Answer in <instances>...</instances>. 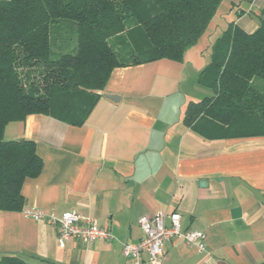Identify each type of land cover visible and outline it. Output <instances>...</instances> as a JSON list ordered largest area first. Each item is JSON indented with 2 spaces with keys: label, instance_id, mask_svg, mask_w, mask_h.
I'll return each mask as SVG.
<instances>
[{
  "label": "crops",
  "instance_id": "1",
  "mask_svg": "<svg viewBox=\"0 0 264 264\" xmlns=\"http://www.w3.org/2000/svg\"><path fill=\"white\" fill-rule=\"evenodd\" d=\"M226 10L228 24L254 32L264 0H229ZM218 25L213 22L183 62L116 68L81 126L44 114L6 126V140H35L44 161L40 175L24 182L23 208L59 216L76 211L113 238L71 239L62 247L57 226L0 209V258L130 264L123 245L143 237L140 218L179 212L184 229L206 233L208 252L172 238L164 243L161 264H264V136L210 139L184 120L191 102L214 94L200 79L223 34ZM142 261L152 264L147 253Z\"/></svg>",
  "mask_w": 264,
  "mask_h": 264
},
{
  "label": "trees",
  "instance_id": "2",
  "mask_svg": "<svg viewBox=\"0 0 264 264\" xmlns=\"http://www.w3.org/2000/svg\"><path fill=\"white\" fill-rule=\"evenodd\" d=\"M223 1L0 0V209L22 211L24 182L44 167L35 140L5 139L10 122L44 114L83 125L116 68L183 62ZM66 21L76 27V52L54 58L52 32L73 25ZM125 33L136 51L129 60L110 43ZM263 81L264 14L254 32L229 23L200 79L214 94L191 102L185 123L210 139L264 136ZM0 264L36 263L4 255Z\"/></svg>",
  "mask_w": 264,
  "mask_h": 264
},
{
  "label": "built area",
  "instance_id": "3",
  "mask_svg": "<svg viewBox=\"0 0 264 264\" xmlns=\"http://www.w3.org/2000/svg\"><path fill=\"white\" fill-rule=\"evenodd\" d=\"M22 213L25 217L34 220H46L58 227V242L64 247L71 239H79L90 243L97 239H112L111 231L98 225L96 220L83 216L76 211H67L61 216L54 212H47L39 207H24ZM171 225H166V219ZM143 230V237L137 243H125L123 255L130 259V264H143V254L149 255V262L161 264L164 254V243L172 238H180L189 246L199 252H208L207 235L202 230L184 229L182 215L179 212L166 214L158 212L154 215H143L139 220Z\"/></svg>",
  "mask_w": 264,
  "mask_h": 264
},
{
  "label": "rangeland",
  "instance_id": "4",
  "mask_svg": "<svg viewBox=\"0 0 264 264\" xmlns=\"http://www.w3.org/2000/svg\"><path fill=\"white\" fill-rule=\"evenodd\" d=\"M229 0H225L223 4L221 5L219 9V13L214 18V21L217 22L218 25V32L219 35H221L224 31V29L228 26L229 19L224 18L226 15L227 4ZM244 9L248 10L250 8V4L243 3ZM237 12L232 15V20L236 18ZM70 22L73 25H68L67 27L63 28H56L52 32V49H53V57H59L61 53L76 52V46H77V32L75 24L71 21H66V23L63 24H70L67 23ZM133 21L130 19L128 20V24H132ZM221 33V34H220ZM110 43L113 46L114 50L118 53L119 57L123 60H129L131 53H136L134 45L130 42L129 37L125 34H122L120 37H112L110 39ZM264 82V81H263Z\"/></svg>",
  "mask_w": 264,
  "mask_h": 264
},
{
  "label": "water",
  "instance_id": "5",
  "mask_svg": "<svg viewBox=\"0 0 264 264\" xmlns=\"http://www.w3.org/2000/svg\"><path fill=\"white\" fill-rule=\"evenodd\" d=\"M110 99L114 100V98L112 96H108Z\"/></svg>",
  "mask_w": 264,
  "mask_h": 264
}]
</instances>
